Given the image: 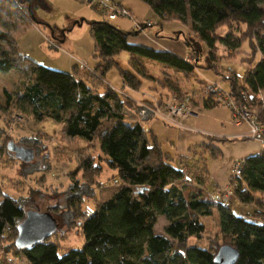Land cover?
I'll list each match as a JSON object with an SVG mask.
<instances>
[{
	"label": "trees",
	"instance_id": "obj_1",
	"mask_svg": "<svg viewBox=\"0 0 264 264\" xmlns=\"http://www.w3.org/2000/svg\"><path fill=\"white\" fill-rule=\"evenodd\" d=\"M4 1L15 8L20 6L17 0L0 3ZM142 1L160 19L188 25L206 46L211 60L219 44L233 51L249 39L258 47L261 55L256 60L253 57L241 83L235 77L237 74L226 79L230 82L229 92L253 94L250 104L257 100V121L264 122V102L258 98L264 92V0ZM233 24L246 26L243 36L231 30ZM223 26L229 27L225 34L220 33ZM11 29L0 19V70L17 69L25 76L22 89L15 93L16 100L37 120L51 118L61 124L66 137L97 142L108 167L116 170L121 186L111 199L82 211L86 181L97 164L92 165L87 159L81 163L86 181L75 184L67 207L74 209V218L82 217L77 222L84 244L62 252L51 236L29 247H17V226L25 216V200L3 194L0 245L10 240L13 253L26 258L28 264H218L214 257L220 245L191 242L204 240L207 225L203 219L216 214L223 242L239 251L234 264H264V151L243 158L241 174L230 180L236 200L256 206L252 213L238 215L233 203L225 201L221 191L211 193L207 183L209 159L223 155L213 142L228 139L209 136V143L190 144V157L169 152L155 132L144 125L153 115L137 114L135 122L126 121L125 109L134 108V103L106 80L107 74L116 68L128 86L137 88L142 82L140 76L144 77L145 70H149V61L192 72L198 66L190 58L130 42L129 37L138 30L124 31L102 19L92 21L90 26L94 62L75 63L70 71H61L23 53ZM186 43L196 51L193 44ZM121 51L129 53V68L121 67L117 61ZM4 92L6 103L13 105L12 95ZM217 104L210 95L203 101L205 108ZM3 151L4 144L0 142V154ZM191 159L204 160L202 169L192 166ZM160 215L168 219L164 234L154 231Z\"/></svg>",
	"mask_w": 264,
	"mask_h": 264
},
{
	"label": "rangeland",
	"instance_id": "obj_2",
	"mask_svg": "<svg viewBox=\"0 0 264 264\" xmlns=\"http://www.w3.org/2000/svg\"><path fill=\"white\" fill-rule=\"evenodd\" d=\"M17 1L20 5L17 8L5 1L0 3V19L12 28L9 31L15 35L18 44L24 48V52L29 57L47 67L61 71H70L71 64L94 62L91 22L107 19L95 6L83 0ZM117 1L122 2L126 7L132 6L133 11L130 10L132 17L129 14L126 18L107 19L111 24L124 31L138 30L137 33L147 31L146 34L150 31L156 32L157 37L160 35L158 41L172 46L176 44L179 48L185 49L183 55L198 66L192 72H184L149 61L147 64L149 70H145L144 77L140 76L142 82L137 88L128 86L118 74V70L113 68L107 74L106 80L116 81L119 93L125 94L134 103L132 106L134 108L125 109L126 121L135 122L138 120L137 114L142 116L144 113L145 115L151 113L153 116L144 123L145 127L149 128L150 123L154 121L177 129L197 131L190 127L186 128L182 119L200 111L203 113L205 108L203 101L209 95L214 99L222 96L224 91H229L230 82L226 76L232 78L237 74L235 77L241 83L246 70L254 62L253 57L256 60L261 55L258 47L253 46L249 39H244L242 45L233 51L219 44L215 52L216 56L211 60L207 55L206 46L198 41L188 25L179 21H163L142 0ZM139 14L142 17H139ZM150 20H152L151 25H147V21ZM228 30L229 27L223 26L220 33L225 34ZM231 30L236 35L243 36L246 26L233 24ZM186 41L193 44L196 51L192 50L191 46L188 47ZM175 50L181 49L175 48ZM129 57L126 51H121L117 55L121 67L129 68ZM210 66L212 67L208 68ZM24 79V74L17 69L0 70V142L4 144V151L0 154V198L3 194H9L25 200L26 210L51 211L58 226L57 231L50 238L58 243L60 252L68 248H80L84 244V236L77 221L82 217H73L75 212L74 209L67 207V198L76 183L80 185L81 182L86 181L80 168L81 163L87 159L92 165L97 164L96 168L91 170L93 175L90 176V180L88 178L86 181L88 184L84 190L87 197L85 196L86 199L81 206L82 211H85L87 206L94 208L99 203L111 199L120 188L121 181L117 178L116 170L108 167L97 142L66 137L62 132L61 124L51 118L37 120L19 99L16 100L15 93L22 89ZM5 90L12 95L13 105L6 103ZM187 97L190 98L187 110L178 111V104L186 101ZM238 98L237 102L242 101V97L238 96ZM258 98L264 102V92H261ZM255 103L257 104V100L248 105V110L249 113L257 115ZM217 105L229 109L235 124L248 126V139H257L264 143V122L261 121L260 126H255L254 129L259 131L254 133L251 123L246 118L237 119L238 117L233 115V111L228 106L222 103ZM202 118L205 123L211 119L207 114ZM238 120L240 123H237ZM243 139L246 140V137ZM10 141L18 146L32 149L34 159L29 162L21 161L8 149L7 144ZM211 160L213 159H209V162ZM203 161L193 162L191 159L189 163L202 169ZM232 178L234 176L230 167L229 180ZM229 186L232 187L230 181L224 189ZM227 202L233 203V210L238 215L244 216L256 209L254 204H241L236 200L234 193ZM203 220L207 225L204 240L191 239V242L204 246L225 244L216 214ZM167 223L168 219L160 215L154 228L155 233L164 234ZM9 241L4 240L0 245V264H28L26 258L13 253Z\"/></svg>",
	"mask_w": 264,
	"mask_h": 264
},
{
	"label": "crops",
	"instance_id": "obj_3",
	"mask_svg": "<svg viewBox=\"0 0 264 264\" xmlns=\"http://www.w3.org/2000/svg\"><path fill=\"white\" fill-rule=\"evenodd\" d=\"M127 7L133 11L132 6ZM139 15V17H142L141 14ZM146 33L147 31L136 33L129 37V41L145 44L155 49L169 50L180 57H186V55H183L185 54V52H183L185 49L179 48L176 44L172 46L168 43L158 41L157 38H159L160 35L157 37L156 32L150 31V33L148 32L149 34ZM161 37L166 41L162 35ZM175 48L181 50H175ZM23 49L24 48L21 47V50L25 53ZM25 54L27 55V53ZM82 63L91 65L93 61H84ZM109 82L115 89L119 90L116 81L109 80ZM206 114L212 119H208L209 122L207 123L202 120V117L204 115L206 116ZM182 120L186 128L190 127L197 131H189L184 128L177 129L154 121L150 123L149 128L155 132L162 142L163 148L166 147L165 150L169 152L177 153L178 155H188L190 157L191 154L188 150L190 144H198L200 142L209 143V136L225 137L228 139L225 142H213V144L219 147L223 152L222 157L213 159L209 162L208 190L215 195L220 193V191L222 192V190L229 185V169L234 160L243 159L247 156L262 152L263 144L257 139H248V126L246 124H235L232 121L229 109L224 106L216 105L211 108H204L203 113L200 111L198 114L186 116ZM243 137H246V140L243 139Z\"/></svg>",
	"mask_w": 264,
	"mask_h": 264
},
{
	"label": "water",
	"instance_id": "obj_4",
	"mask_svg": "<svg viewBox=\"0 0 264 264\" xmlns=\"http://www.w3.org/2000/svg\"><path fill=\"white\" fill-rule=\"evenodd\" d=\"M7 147L21 161L29 162L34 159V151L32 149L18 146L12 141L8 142ZM57 226V222L50 211L28 209L17 226L18 234L15 244L19 248L32 246L50 237L57 230ZM238 257V249L226 243L219 247L214 260L218 264H234Z\"/></svg>",
	"mask_w": 264,
	"mask_h": 264
},
{
	"label": "built area",
	"instance_id": "obj_5",
	"mask_svg": "<svg viewBox=\"0 0 264 264\" xmlns=\"http://www.w3.org/2000/svg\"><path fill=\"white\" fill-rule=\"evenodd\" d=\"M83 1H86L91 5L95 6L97 11L103 17H106L108 20H115L118 17L126 18L127 16H129V14L130 17H132L130 9L125 5H123L122 3L118 2L117 0H83ZM147 25H151V21H147ZM238 96L242 97V101L238 100L239 102H237V99H239ZM252 97L253 94L246 95L245 93H243L242 95H237L229 91H224L222 96L218 98H214V100L217 103H222L228 106L233 111V115L235 117H238L237 119L246 118L249 121V123H251L254 129L256 125L260 126L261 123L257 121L256 114L253 113L254 114L253 115L249 113L248 105H250L251 103L250 100H252ZM189 99L190 98L187 97L186 101L179 103L177 110L186 111L188 108L187 104H190ZM237 123H240V120H238ZM261 128H263V126ZM253 129L252 131H254V133L259 131V129L257 130L255 129L253 130ZM262 151H264V143H263ZM241 167H242V159H236L233 161L231 165V172L234 177H237L241 174ZM222 192H223L222 198L225 201L229 200L233 195V190L232 187L230 186L227 189L222 190Z\"/></svg>",
	"mask_w": 264,
	"mask_h": 264
}]
</instances>
